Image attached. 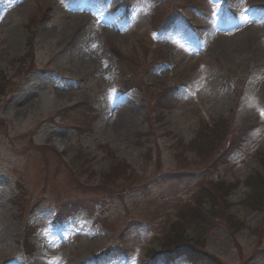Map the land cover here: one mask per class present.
<instances>
[{
  "label": "rangeland",
  "instance_id": "obj_1",
  "mask_svg": "<svg viewBox=\"0 0 264 264\" xmlns=\"http://www.w3.org/2000/svg\"><path fill=\"white\" fill-rule=\"evenodd\" d=\"M120 3L0 0V74L13 82L0 97V121L6 122H0V264H150L147 253L161 251L169 222L195 201L201 184L219 182L239 183L229 199L230 213L245 226L230 231L222 202L211 229L188 227L186 237H202L194 243L199 252L194 264H215L202 261L207 252L224 264H243L239 249L245 259L251 257L259 245L254 231L260 212L264 216V196L260 212L242 203L250 193L247 178L264 177V0H164L158 6L133 0L129 9L125 3L117 8ZM176 10L175 27L157 33V23ZM31 29L35 71L24 57ZM113 48L136 62L116 65ZM124 82L134 90L121 92ZM175 86L170 111L157 107L153 94ZM78 102L91 104L98 117L82 137L74 128L79 118L67 112L69 127L63 128L56 117ZM250 126V135L235 132ZM200 133L193 149L201 155L214 146L205 153L208 160L231 144L228 156L234 154L222 158L219 170L190 151ZM40 145L60 154L66 169L46 172L41 154L35 156L39 150L31 151ZM117 164L124 168L109 179ZM173 174L189 178L163 179ZM69 195L87 208L91 199L101 206L52 226L54 202ZM36 205L40 209L34 211ZM131 225L137 227L120 239ZM32 228L36 253L28 257L20 242ZM263 234L262 227V250ZM110 246L115 255L97 260Z\"/></svg>",
  "mask_w": 264,
  "mask_h": 264
},
{
  "label": "trees",
  "instance_id": "obj_2",
  "mask_svg": "<svg viewBox=\"0 0 264 264\" xmlns=\"http://www.w3.org/2000/svg\"><path fill=\"white\" fill-rule=\"evenodd\" d=\"M250 186L255 191V196L251 197V200L254 204H257L258 208H261L260 207L261 201H262L263 196H264V183L261 182V179L254 176V177L250 178ZM221 190L224 191V187H222ZM254 191H252V192H254ZM211 196H212L211 194H207L208 198ZM204 197H205V195H204ZM192 213H194V215L192 217H193V221H194L195 226L197 224V226L200 227V224H201V226L203 224H206V220L202 215H200L196 212H192ZM172 231L174 233V238L171 239L170 244L173 245L175 243L180 242L182 240L183 235H182V231L178 228H173ZM188 251H190V250H188ZM187 253L190 256V258H193L194 255L196 254L194 252H191V253L187 252Z\"/></svg>",
  "mask_w": 264,
  "mask_h": 264
}]
</instances>
